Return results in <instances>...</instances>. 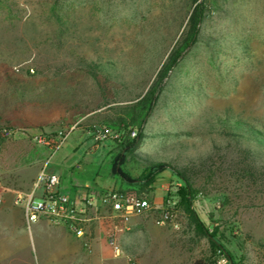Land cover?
<instances>
[{
    "label": "rangeland",
    "instance_id": "obj_1",
    "mask_svg": "<svg viewBox=\"0 0 264 264\" xmlns=\"http://www.w3.org/2000/svg\"><path fill=\"white\" fill-rule=\"evenodd\" d=\"M205 1L198 42L166 80L124 171L141 176L144 160L186 168L199 191L194 209L231 259L196 236L179 209L183 182L169 171L160 182L180 230L137 218L156 228L131 235L145 250L130 248L136 264H264V0ZM193 8L192 0H0V193L31 190L46 158L34 136L76 126L66 148L89 131L106 112L101 89L109 106L144 95ZM105 144L118 154L117 143ZM120 190L153 195L138 184Z\"/></svg>",
    "mask_w": 264,
    "mask_h": 264
},
{
    "label": "crops",
    "instance_id": "obj_2",
    "mask_svg": "<svg viewBox=\"0 0 264 264\" xmlns=\"http://www.w3.org/2000/svg\"><path fill=\"white\" fill-rule=\"evenodd\" d=\"M89 137L90 131H79L65 148L69 140L66 142L49 166L50 172L60 176L62 191L76 196L100 195L108 190L125 189L127 184L112 171L116 146L110 148L105 144L91 149L88 146L91 141H86ZM122 169L124 170V165ZM145 169L144 167L141 170L140 175ZM167 173L168 170L162 172L152 186L153 202L157 206L166 203L169 186L160 182V176L169 178ZM16 192L22 191L7 190L1 194L3 203L0 206V264H35L34 254L38 264H125V257L115 256L109 243V235L115 234L125 256L130 255L132 248L136 255H141L145 252L144 247L139 243L135 244L131 235H143L156 228L137 219L139 217L130 219L124 225L111 217L110 210H90L93 221L87 227L86 239L91 244V250L87 251L84 240L75 237L63 225L53 226L46 219H41L28 229L22 207L14 204Z\"/></svg>",
    "mask_w": 264,
    "mask_h": 264
},
{
    "label": "built area",
    "instance_id": "obj_3",
    "mask_svg": "<svg viewBox=\"0 0 264 264\" xmlns=\"http://www.w3.org/2000/svg\"><path fill=\"white\" fill-rule=\"evenodd\" d=\"M75 131L76 126H73L66 130L39 134L32 138L34 145L46 152V158L31 190L16 192L14 195V204L22 207L28 229H31L41 219H46L53 226L63 225L75 237L84 240V248L87 251L91 250V244L86 239L87 227L93 221L90 217V210L96 212L100 208L110 210L111 217L124 225H127L134 217L152 216L157 226L171 228L175 231L180 230L175 202L169 200L164 205L157 206L144 196L120 189L108 190L100 195L73 196L63 192L60 176L50 172L49 166ZM4 132L8 133V130ZM128 134L133 138L137 136L134 129H129ZM90 136L91 149L106 142H121L125 137L123 132L111 127H97L95 131L90 132ZM2 203L3 197L0 193V206ZM109 243L116 257H125L128 264H136L134 258L124 255L114 233L109 235Z\"/></svg>",
    "mask_w": 264,
    "mask_h": 264
},
{
    "label": "trees",
    "instance_id": "obj_4",
    "mask_svg": "<svg viewBox=\"0 0 264 264\" xmlns=\"http://www.w3.org/2000/svg\"><path fill=\"white\" fill-rule=\"evenodd\" d=\"M192 2L194 8L190 13L186 27L180 39L169 53L157 75V78L147 92L134 100L114 102L113 106H109L110 101L107 99L106 92L104 89H101V93L104 97V104L101 108L107 107L105 110L106 112L101 111L95 114L90 119V121L93 122V125L87 129L92 132L95 131L97 127H111L124 133V139L117 143L119 146V152L114 157L112 171L114 175L119 176L126 184H138L142 190L150 188L151 191H153L152 186L162 172L168 170L175 176L179 177L183 182V186L179 189L178 194L180 197L179 209L187 216L189 225L194 227L197 237L208 239L213 251H220L230 258V254L217 239V229L211 230L208 228L194 209L193 200L199 191L195 188L186 168H181L161 161L156 162L144 160L146 163L145 172L137 178L132 177L122 169L128 158L136 157L135 153L140 148L143 140V127L157 105L159 97L164 89L165 80L168 79L170 74L179 66L186 52L198 42L200 28L204 23L207 12V3L205 0H192ZM93 67L94 68L90 73L93 78L97 79L98 73L95 71L100 68L96 65H93ZM133 127H138L139 131L137 136L131 139L128 134V128ZM138 195L144 196L151 202L154 200L153 195ZM196 264L206 263L198 262Z\"/></svg>",
    "mask_w": 264,
    "mask_h": 264
},
{
    "label": "water",
    "instance_id": "obj_5",
    "mask_svg": "<svg viewBox=\"0 0 264 264\" xmlns=\"http://www.w3.org/2000/svg\"><path fill=\"white\" fill-rule=\"evenodd\" d=\"M166 80H167V79H166ZM166 80H165V81H166Z\"/></svg>",
    "mask_w": 264,
    "mask_h": 264
}]
</instances>
